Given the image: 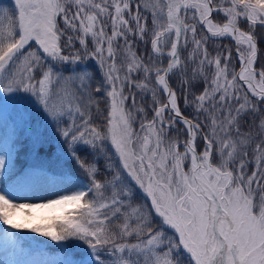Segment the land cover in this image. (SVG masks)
<instances>
[{"label": "snow or ice", "instance_id": "1", "mask_svg": "<svg viewBox=\"0 0 264 264\" xmlns=\"http://www.w3.org/2000/svg\"><path fill=\"white\" fill-rule=\"evenodd\" d=\"M258 26L264 0L0 3V245L33 256L0 264H264Z\"/></svg>", "mask_w": 264, "mask_h": 264}, {"label": "trees", "instance_id": "2", "mask_svg": "<svg viewBox=\"0 0 264 264\" xmlns=\"http://www.w3.org/2000/svg\"><path fill=\"white\" fill-rule=\"evenodd\" d=\"M152 0H142V2L144 3H150ZM145 15H149V19H150V14L149 13H145ZM241 27L247 31V27L245 25H241ZM257 44H258V57H257V65H259L261 62H264L261 60V56H260V53H264V32H261L259 26L257 27ZM209 45H210V48H209V51H212V48L215 47L216 45H219L221 47L227 45L228 47H233L234 48V41H232L230 38H223V39H220L218 41L215 42V44L213 43L212 40L209 41ZM137 53L139 55H147L148 53L145 51L144 49V45L143 44H140L138 45L137 47ZM233 56H235V52L233 50ZM233 64L236 65V70L238 71L239 69V65H238V62L233 60ZM127 91V90H126ZM136 97H140V100L145 103L146 100L144 97H150V94H144L143 96H141V93L136 90ZM139 104H142V103H139ZM148 104V103H147ZM131 105V100H129L126 104V106H130ZM149 107H151V104L149 103L148 105ZM101 108H103V104L101 105ZM148 109V108H147ZM151 114V113H150ZM149 114V115H150ZM246 129H242V131H244Z\"/></svg>", "mask_w": 264, "mask_h": 264}, {"label": "rangeland", "instance_id": "3", "mask_svg": "<svg viewBox=\"0 0 264 264\" xmlns=\"http://www.w3.org/2000/svg\"><path fill=\"white\" fill-rule=\"evenodd\" d=\"M152 2H154V0H152L150 3H152ZM0 3L8 4V3H10V0H0ZM144 98L146 100L145 103H143L140 100V97H136L138 104L142 103L141 105L143 107H145L146 109L147 108L150 109L151 107H149L148 105H149V103L152 105L151 98L150 97H144ZM130 106H128V107H130ZM149 114H150V112H149ZM132 242H135V241H132ZM32 243L33 242L31 240H29L28 242L25 243V247L28 248L29 245H31ZM32 258H33V256L28 254L27 252L23 253V254H20V253L12 251L11 249H9L5 245H0V261L11 262V261H17V260H30Z\"/></svg>", "mask_w": 264, "mask_h": 264}]
</instances>
